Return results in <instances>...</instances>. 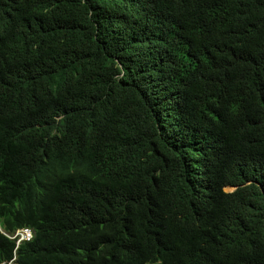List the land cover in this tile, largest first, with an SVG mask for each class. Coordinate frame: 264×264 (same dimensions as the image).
<instances>
[{
  "label": "trees",
  "instance_id": "16d2710c",
  "mask_svg": "<svg viewBox=\"0 0 264 264\" xmlns=\"http://www.w3.org/2000/svg\"><path fill=\"white\" fill-rule=\"evenodd\" d=\"M255 68L264 0H0V214L15 219L14 197L43 203L48 219L24 221L49 264H264ZM188 93L197 125L226 139L189 163L196 131L177 146L162 119ZM44 170L59 172L52 200ZM65 227L75 243L53 238ZM4 245L0 263L13 258Z\"/></svg>",
  "mask_w": 264,
  "mask_h": 264
},
{
  "label": "clouds",
  "instance_id": "9594fccd",
  "mask_svg": "<svg viewBox=\"0 0 264 264\" xmlns=\"http://www.w3.org/2000/svg\"><path fill=\"white\" fill-rule=\"evenodd\" d=\"M258 71L255 68V73L251 76L249 80L248 90L250 93L257 92L256 95L250 100V98L246 99L247 102L256 105H264V75L257 77ZM259 79V85L257 86L255 81ZM239 82V81H236ZM244 84V83H242ZM257 95H261L263 97V101H259L257 99ZM172 100V101H171ZM245 100V101H246ZM168 108L165 107V110L168 111V115L164 114L163 118H168L169 122L165 125L166 129H171L172 134H174L173 138H167L173 144L180 146L183 144V140L188 143V140H191L195 133V139L191 140L192 142L188 143L186 149L188 151L185 155V161L189 163L192 161V155L196 154L200 156L208 155V158L215 151L226 149V139H219L215 133V129L213 125L204 124L202 126L197 125V118L192 116V113L197 108L199 104L198 97H196V93H188L187 97H177L175 100L169 98ZM219 105L225 109H236L239 113V116H243L240 105L236 107L227 106L225 103H219ZM171 106V109H170ZM233 106V105H232ZM173 113H175L176 118H173ZM170 114V115H169ZM257 117L253 118V121L257 125H261L264 123V113L263 115H256ZM171 118V119H170ZM222 125V124H221ZM225 131H222L224 134H231V129L229 126L222 125ZM195 129V130H194ZM181 130H186L185 135L181 132ZM186 138V139H185ZM188 139V140H187ZM153 143H151L152 145ZM59 176V172L56 170H44L37 174V183L38 189L41 190L42 198L47 200H52L55 197L54 187L57 177ZM227 190H231V188H227ZM17 197L11 198L8 201V206L14 213L15 219L7 218L4 215L0 214V251L6 249L5 243L11 242L15 243L13 258L10 260H3L0 264H49L46 261V253L44 249L39 250L38 252H33L31 254L29 252V246L32 243V247L36 240V230L31 226L25 223L24 219L26 216L31 214H36L41 218L48 219L50 217L46 212V208L41 204L34 205L31 200H28L26 197L19 198ZM1 203V200H0ZM53 238L58 242L62 243H75L77 238V232L73 228L65 227L64 229L54 230L52 234ZM25 245V249L29 252V259L24 263L18 262V249ZM85 254L89 255L86 251ZM90 256V255H89ZM92 258L96 259L95 256L91 255ZM64 263L63 260H60V263Z\"/></svg>",
  "mask_w": 264,
  "mask_h": 264
},
{
  "label": "rangeland",
  "instance_id": "374dc122",
  "mask_svg": "<svg viewBox=\"0 0 264 264\" xmlns=\"http://www.w3.org/2000/svg\"><path fill=\"white\" fill-rule=\"evenodd\" d=\"M233 188H231V190H232Z\"/></svg>",
  "mask_w": 264,
  "mask_h": 264
}]
</instances>
